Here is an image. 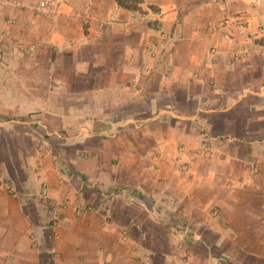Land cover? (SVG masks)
Wrapping results in <instances>:
<instances>
[{"label": "crops", "instance_id": "1", "mask_svg": "<svg viewBox=\"0 0 264 264\" xmlns=\"http://www.w3.org/2000/svg\"><path fill=\"white\" fill-rule=\"evenodd\" d=\"M39 1L0 0V264H264V0Z\"/></svg>", "mask_w": 264, "mask_h": 264}, {"label": "built area", "instance_id": "2", "mask_svg": "<svg viewBox=\"0 0 264 264\" xmlns=\"http://www.w3.org/2000/svg\"><path fill=\"white\" fill-rule=\"evenodd\" d=\"M127 2L131 5L135 4V2L133 0H127ZM54 5H55V2L52 0H48V1L41 0V1H39L38 5L36 6V11L39 14H48V13H51L53 11ZM131 10H132L133 16L139 14V9H131ZM244 15H245V13L241 17H244ZM83 26L88 33L93 34V35H98L102 32V24L99 23L98 25H94L92 22V18L89 15H86L83 17ZM0 56H1V54H0ZM243 56L244 55H242V51L235 53L233 60L245 63V60H242ZM181 166H182L181 168L183 170L186 169V165H181ZM66 205H73V203H70L68 201V202H66ZM73 206H74L75 212H77V213H81V212L89 209L88 206L87 207L86 206H78V205H73ZM121 236L125 240L126 239V232L123 231L121 233Z\"/></svg>", "mask_w": 264, "mask_h": 264}, {"label": "trees", "instance_id": "3", "mask_svg": "<svg viewBox=\"0 0 264 264\" xmlns=\"http://www.w3.org/2000/svg\"><path fill=\"white\" fill-rule=\"evenodd\" d=\"M135 2L134 5H131L127 2V0H120V4L121 6H125L129 9H139L138 5L140 3L141 0H133Z\"/></svg>", "mask_w": 264, "mask_h": 264}, {"label": "rangeland", "instance_id": "4", "mask_svg": "<svg viewBox=\"0 0 264 264\" xmlns=\"http://www.w3.org/2000/svg\"><path fill=\"white\" fill-rule=\"evenodd\" d=\"M150 162V161H149ZM141 264V263H140Z\"/></svg>", "mask_w": 264, "mask_h": 264}]
</instances>
